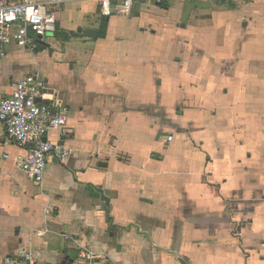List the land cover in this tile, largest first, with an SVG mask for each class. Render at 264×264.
Masks as SVG:
<instances>
[{
  "label": "crops",
  "instance_id": "obj_1",
  "mask_svg": "<svg viewBox=\"0 0 264 264\" xmlns=\"http://www.w3.org/2000/svg\"><path fill=\"white\" fill-rule=\"evenodd\" d=\"M51 10L57 31L37 52L12 43L0 58V99L40 74L68 108L47 139L75 153L35 184L0 122V264H82V247L112 264H264V0ZM92 116L111 144L83 142Z\"/></svg>",
  "mask_w": 264,
  "mask_h": 264
},
{
  "label": "built area",
  "instance_id": "obj_2",
  "mask_svg": "<svg viewBox=\"0 0 264 264\" xmlns=\"http://www.w3.org/2000/svg\"><path fill=\"white\" fill-rule=\"evenodd\" d=\"M68 0H0V58L6 56L7 47L35 53L48 36L57 31V20L52 7ZM104 18L130 17L137 1L147 3L161 0H96ZM68 108L61 106L56 97L49 96L44 78L36 73L16 81L11 95L0 99V122L6 132L22 150L16 156V165L35 184L44 181L48 162L54 159L65 162L74 155L72 149L51 143L47 137L51 131H61L67 125ZM45 233L40 232L39 236ZM82 264H112L106 254L82 247L78 254ZM7 264H38L30 253L7 259Z\"/></svg>",
  "mask_w": 264,
  "mask_h": 264
},
{
  "label": "rangeland",
  "instance_id": "obj_3",
  "mask_svg": "<svg viewBox=\"0 0 264 264\" xmlns=\"http://www.w3.org/2000/svg\"><path fill=\"white\" fill-rule=\"evenodd\" d=\"M81 69H83V67L82 68L77 67L76 72L81 71ZM74 82L78 83L79 81L75 80ZM113 140L114 139L110 138V136L108 135L105 136V132L103 131L101 121L98 120L96 117L92 116L89 124L87 125L86 135L83 138V142L87 143L88 146L100 147L111 144Z\"/></svg>",
  "mask_w": 264,
  "mask_h": 264
},
{
  "label": "water",
  "instance_id": "obj_4",
  "mask_svg": "<svg viewBox=\"0 0 264 264\" xmlns=\"http://www.w3.org/2000/svg\"><path fill=\"white\" fill-rule=\"evenodd\" d=\"M74 35L84 37V38H89V39H92L93 41L96 42L99 39L100 32L97 30H79L78 33H76ZM99 166L106 167V164H100ZM98 192L101 194V198L105 202L106 206L109 207L110 206V198L106 197L102 190H98ZM181 264H187V263L184 261H181Z\"/></svg>",
  "mask_w": 264,
  "mask_h": 264
},
{
  "label": "trees",
  "instance_id": "obj_5",
  "mask_svg": "<svg viewBox=\"0 0 264 264\" xmlns=\"http://www.w3.org/2000/svg\"><path fill=\"white\" fill-rule=\"evenodd\" d=\"M163 6H164V4H163ZM107 25H108L107 19L103 20V22L101 24V28H100L101 38H105L106 37Z\"/></svg>",
  "mask_w": 264,
  "mask_h": 264
}]
</instances>
